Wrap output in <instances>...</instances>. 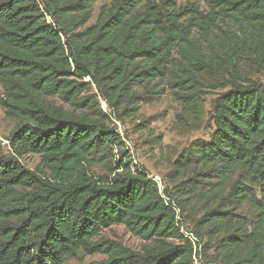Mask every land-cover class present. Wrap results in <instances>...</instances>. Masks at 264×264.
I'll use <instances>...</instances> for the list:
<instances>
[{"label":"trees","instance_id":"trees-1","mask_svg":"<svg viewBox=\"0 0 264 264\" xmlns=\"http://www.w3.org/2000/svg\"><path fill=\"white\" fill-rule=\"evenodd\" d=\"M179 1L109 0L88 25L94 0H0V109L16 124L9 153L0 142V264H194L186 212L202 257L215 252L203 264H264V86L251 74H264V0ZM215 89L212 132L173 162L171 185L130 166L111 116L169 93L191 121ZM118 225L149 245L100 237ZM94 255L106 258L84 262Z\"/></svg>","mask_w":264,"mask_h":264},{"label":"rangeland","instance_id":"rangeland-1","mask_svg":"<svg viewBox=\"0 0 264 264\" xmlns=\"http://www.w3.org/2000/svg\"><path fill=\"white\" fill-rule=\"evenodd\" d=\"M186 0H180L179 4L184 5ZM198 3L199 0H192ZM109 0H94L92 19L88 25L93 24L101 6L108 4ZM200 7L204 10V5L200 2ZM252 79L264 86V74L251 73ZM212 82V79H210ZM214 83V82H213ZM213 83H209L211 85ZM216 84V83H214ZM1 91V87H0ZM204 92L203 103L200 112L194 115L191 121H180L178 117H182V112L176 102H174L171 94H165L158 99L146 104L141 103L138 111L130 117L121 121L112 117L113 122L117 125L120 135L125 143L126 150L131 153V167L143 168L149 174L151 179H154L159 184L160 189L165 185H171L167 175L172 171V164L179 158L184 148L189 147L193 141H206L210 135L211 124L209 120V112L211 101L219 89L208 90ZM88 95H97L96 90L91 87ZM97 98V97H96ZM99 108L110 113L105 102L99 97L96 99ZM145 126L144 128H136L137 125ZM16 124L5 118L3 111L0 109V142L5 153H9L8 143L6 138L14 130ZM20 162L26 169L31 172L42 175L47 174L46 169L41 165L38 155H28L20 159ZM93 170L97 174H105L106 171L101 166L94 167ZM201 206H197L194 211L195 217L202 214ZM249 210L243 208L241 216L246 217ZM187 219L185 220V229L189 231L192 227L190 223L189 212H186ZM188 227V228H187ZM100 237L122 246L128 247L133 251L141 252L149 245L148 242L141 241L132 236L123 226H112L109 229L103 230ZM206 240L204 239V242ZM206 259L202 257L201 262L210 263V260L215 256L214 249H209L206 254ZM103 255H94L85 257L84 262L100 261L105 259ZM198 263V264H199ZM70 264H76L71 261ZM212 264V263H211Z\"/></svg>","mask_w":264,"mask_h":264},{"label":"built area","instance_id":"built-area-1","mask_svg":"<svg viewBox=\"0 0 264 264\" xmlns=\"http://www.w3.org/2000/svg\"><path fill=\"white\" fill-rule=\"evenodd\" d=\"M175 211L177 213V219L180 220L179 211L178 210H175ZM180 232L183 234L185 238H187V240L193 247V261H194V264H198L200 261H202L201 244L199 243L197 238L185 228L183 227L180 228ZM201 264H203V262H201Z\"/></svg>","mask_w":264,"mask_h":264}]
</instances>
